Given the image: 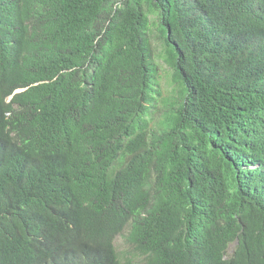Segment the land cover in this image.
Segmentation results:
<instances>
[{
	"label": "trees",
	"instance_id": "trees-1",
	"mask_svg": "<svg viewBox=\"0 0 264 264\" xmlns=\"http://www.w3.org/2000/svg\"><path fill=\"white\" fill-rule=\"evenodd\" d=\"M0 264H264V0H0Z\"/></svg>",
	"mask_w": 264,
	"mask_h": 264
},
{
	"label": "rangeland",
	"instance_id": "rangeland-1",
	"mask_svg": "<svg viewBox=\"0 0 264 264\" xmlns=\"http://www.w3.org/2000/svg\"><path fill=\"white\" fill-rule=\"evenodd\" d=\"M114 245L119 248V253H126V252H133L134 250L129 247V246H123V242L122 239L120 237L116 238L114 241ZM229 249L232 250L233 249V244H230ZM139 258H142L139 254H138Z\"/></svg>",
	"mask_w": 264,
	"mask_h": 264
},
{
	"label": "clouds",
	"instance_id": "clouds-1",
	"mask_svg": "<svg viewBox=\"0 0 264 264\" xmlns=\"http://www.w3.org/2000/svg\"><path fill=\"white\" fill-rule=\"evenodd\" d=\"M17 91H18V90H17ZM14 92H16V91H14ZM118 237H119V236H116V238H118ZM116 238H115V239H116ZM115 239H114V241H115ZM113 243H114V242H113Z\"/></svg>",
	"mask_w": 264,
	"mask_h": 264
},
{
	"label": "bare ground",
	"instance_id": "bare-ground-1",
	"mask_svg": "<svg viewBox=\"0 0 264 264\" xmlns=\"http://www.w3.org/2000/svg\"><path fill=\"white\" fill-rule=\"evenodd\" d=\"M2 4V3H1ZM24 24V23H23ZM26 24V23H25ZM32 53V52H31ZM47 77V76H46ZM48 78V77H47ZM60 78V77H59ZM2 82V81H1ZM57 90V89H56ZM25 95V94H24ZM13 99V98H12Z\"/></svg>",
	"mask_w": 264,
	"mask_h": 264
}]
</instances>
